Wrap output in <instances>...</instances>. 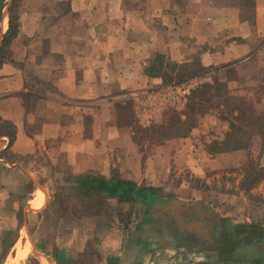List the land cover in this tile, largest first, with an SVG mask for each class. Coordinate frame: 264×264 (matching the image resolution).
<instances>
[{
    "label": "crops",
    "instance_id": "0c3cea01",
    "mask_svg": "<svg viewBox=\"0 0 264 264\" xmlns=\"http://www.w3.org/2000/svg\"><path fill=\"white\" fill-rule=\"evenodd\" d=\"M3 1L0 264L26 261L33 243L47 258L48 223L57 228L50 240L56 264H264V238L251 231L264 232V223L225 212L202 191H170L152 167L184 151L188 164L228 152L196 155L192 143L174 139L145 170L124 136L132 126L111 117L115 101L135 106L136 90L158 86L193 60L204 68L264 67V0H251V11L246 0ZM113 172L160 194L128 215L116 211L117 198L87 220L62 213L56 180Z\"/></svg>",
    "mask_w": 264,
    "mask_h": 264
},
{
    "label": "rangeland",
    "instance_id": "374dc122",
    "mask_svg": "<svg viewBox=\"0 0 264 264\" xmlns=\"http://www.w3.org/2000/svg\"><path fill=\"white\" fill-rule=\"evenodd\" d=\"M248 7L250 8V5ZM247 10L251 11V8ZM2 13H4V6ZM182 70L178 74L169 76L168 79L182 78L190 71L196 74L213 71L214 89L207 92L204 89L203 92L195 93L182 104L155 112L151 110L143 116L138 113L136 106H131L132 99L123 102L115 101L114 103H117L113 106V113H115L111 117L116 120V124L132 126L130 134L125 132L124 136L132 137L137 154L144 156L143 169L145 170L151 169L149 161L154 160L159 150L174 139L181 141V144L188 141L192 143L194 150H189V153L196 155L210 153L214 156L217 152H228L215 160L197 156L195 162L191 161L188 164L185 162L187 151H184L180 152L179 157L177 155V161H174V158L170 162L154 160L155 164L152 167L156 171L161 170L162 175L165 174L163 183H167L165 184L168 190L186 195L194 189L202 191L209 194L211 200L219 204L225 212L233 211L234 216L241 220L248 217L253 222L264 223V67L260 61H257L240 70L222 65L204 68L193 60ZM232 81H239V83L234 85ZM149 89L147 87L144 90H136L133 95H145ZM240 104L245 106L249 113H256L262 119L256 120V117L246 116L241 121L235 120L234 116L238 112L234 110ZM132 107L137 111L135 115ZM233 122L237 124L236 126L241 124L244 131L238 132L233 128ZM240 142L247 145L230 149ZM219 147L228 149L219 151L217 150ZM166 173L170 178L166 179L168 175ZM69 183L65 178H59L52 189L53 192L55 190L62 196L63 204L60 203V206L63 211H67V218L71 216V212L80 220H87L90 213L93 216L101 213L100 210L105 201L103 202L100 196L90 197L88 206L84 207L81 194L70 197L69 194L72 191L71 187H68ZM93 204L96 205V211L89 209V206ZM116 204H118L116 211L120 209L123 214L128 215L133 206L139 208L137 206L141 203L129 204L128 210L121 209L119 201ZM48 216L51 218L50 212ZM34 217L36 219L38 215ZM36 229L34 227L33 231L35 232ZM43 230L52 239L57 228L48 223ZM251 231L254 237L264 238V232L259 228ZM51 239L47 243V251L44 250V256L47 258L40 260L39 254L42 249L40 250L33 243L28 259L26 261L19 259L14 264H56L54 254L51 252L54 251ZM21 247L24 248V246Z\"/></svg>",
    "mask_w": 264,
    "mask_h": 264
},
{
    "label": "trees",
    "instance_id": "16d2710c",
    "mask_svg": "<svg viewBox=\"0 0 264 264\" xmlns=\"http://www.w3.org/2000/svg\"><path fill=\"white\" fill-rule=\"evenodd\" d=\"M245 4L247 6L250 5L252 7L254 4L251 2V0H246ZM4 6V1L0 0V20L3 17L2 13V8ZM14 26H16V23L14 22V18L11 17V22H10V31L14 29ZM8 36L4 37L3 41H6ZM162 64L163 62H160L159 65L153 66V72H160L162 70ZM188 72V70H187ZM196 74V72H189L188 75L180 78H171L168 79L165 78V83L172 81V80H184L187 77H190L192 75ZM171 77V75H170ZM214 83V82H213ZM213 83H208L202 86L201 88L197 89L192 93L191 96H193L195 93L198 92H203L205 89V92L210 91L214 89L215 85ZM190 96V97H191ZM238 113L235 114V120H243L246 116H252V118L256 117V120L262 119L261 117H258L256 113H249L246 109L245 106L243 107L242 104L236 106L235 110ZM264 124V122H263ZM237 124L233 122L232 127L238 130V132H243L244 128L240 124L236 126ZM13 136V135H12ZM11 136V138H13ZM245 143H237V145L232 146L230 149H237V148H242L244 147ZM226 148V147H225ZM225 148L219 147L217 150L222 151ZM228 149V148H226ZM69 185L68 187H71V193L69 194L70 197L73 196L74 194H81L82 195V206H87L88 201L90 200V197L94 196H100L103 202L107 198H117L120 203H128V204H136L138 203H150V200L152 197L158 196L160 193V189L154 186H144L138 184L136 181L124 178L120 176L119 173L113 172L112 175L106 176L103 174H94V173H84V174H79V175H72L69 179ZM69 197V198H70ZM55 198L58 199V201L63 204V198L62 196L55 194ZM63 211V209H62ZM62 213L67 214V211H63ZM254 228H259L254 226Z\"/></svg>",
    "mask_w": 264,
    "mask_h": 264
},
{
    "label": "built area",
    "instance_id": "2783aa9c",
    "mask_svg": "<svg viewBox=\"0 0 264 264\" xmlns=\"http://www.w3.org/2000/svg\"><path fill=\"white\" fill-rule=\"evenodd\" d=\"M213 81L214 72L206 71L194 74L184 80L162 82L158 86L150 88L145 95L132 94V97L138 113L143 116L151 110L155 112L182 104L189 99L194 91Z\"/></svg>",
    "mask_w": 264,
    "mask_h": 264
}]
</instances>
